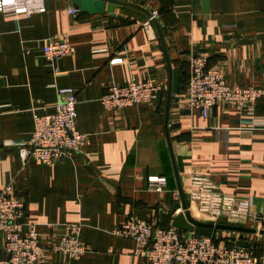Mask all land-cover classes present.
<instances>
[{"label":"crops","instance_id":"obj_1","mask_svg":"<svg viewBox=\"0 0 264 264\" xmlns=\"http://www.w3.org/2000/svg\"><path fill=\"white\" fill-rule=\"evenodd\" d=\"M116 1L130 4L115 10L123 21L107 13L74 17L68 10L75 0H45L46 12L31 16L0 12V189L13 185L24 197L25 222L43 246L41 264H152L136 241L114 231L131 216L173 226L186 211L212 223L192 198L196 176L222 195L250 201L262 219H234L254 233L194 232L229 246L245 240L264 258V98L253 115L221 103L204 116L187 100L193 58L206 59L233 88L264 89V0ZM52 38L67 39L75 53L50 61L43 49ZM173 70L183 89L169 99ZM132 79L163 90L151 103L108 111L102 97L109 87ZM66 87L76 91L77 127L89 143L51 166L24 163L34 114H54ZM161 178L166 185L158 191L152 184ZM67 224L81 226L87 253L80 261L49 248ZM4 246L0 235V261Z\"/></svg>","mask_w":264,"mask_h":264},{"label":"built area","instance_id":"obj_2","mask_svg":"<svg viewBox=\"0 0 264 264\" xmlns=\"http://www.w3.org/2000/svg\"><path fill=\"white\" fill-rule=\"evenodd\" d=\"M69 14L78 16V7H71ZM0 12L31 16L46 12L45 0H0ZM156 18L153 12L145 27ZM75 48L65 38L49 39L43 49L50 61L71 56ZM162 87L150 79H132L127 86L113 84L102 103L108 111H120L134 105L148 104L156 100ZM59 101L55 113L34 114V131L28 147L21 149L24 163L28 159L51 166L64 157H72L81 152L89 143V136L82 134L77 127V94L73 88L58 90ZM177 95V94H176ZM178 97V95H177ZM264 98L262 88H233L217 68H209L206 59L193 58L189 61V82L187 100L191 106L207 116L210 110L221 104L232 105L248 110L253 115L257 101ZM195 191L192 198L197 200L212 219H256L248 200L222 195L207 177L196 176L193 180ZM165 178L153 182L152 187L163 191ZM26 202L13 185L0 189V235L5 239L4 250L7 257L0 264H41L42 249L40 235L34 225L25 222ZM27 231L22 233L21 228ZM114 233L119 237L130 238L142 248L140 254L152 264H264L248 248L229 246L209 236L193 232H183L174 226L161 227L151 220L131 216L124 220ZM52 251L61 253L71 261H80L87 253L81 239V226L67 224L57 241L49 244Z\"/></svg>","mask_w":264,"mask_h":264},{"label":"water","instance_id":"obj_3","mask_svg":"<svg viewBox=\"0 0 264 264\" xmlns=\"http://www.w3.org/2000/svg\"><path fill=\"white\" fill-rule=\"evenodd\" d=\"M75 5L84 14L97 15L107 13L110 17L119 19L123 21L125 18L122 15H117L115 10L117 8H121L122 6H127L130 4L121 3L116 0H75ZM134 6V5H131ZM136 7V6H134ZM138 8V7H137ZM151 16V13H150ZM181 73L179 70H173L171 73V80L169 83V99L173 94H178L183 88L181 86ZM182 205L184 209H187L186 202L184 198H182ZM181 205H177L176 209L180 208ZM173 226L177 229H180L185 232H193L196 227H205V228H217L223 230H232V231H241V232H249L254 233L255 230L246 229L239 226H232L222 223H202L194 220L189 212H185V214H180L175 217L173 221ZM263 233L264 232H260ZM237 247L248 248L249 243L245 240H239L236 242Z\"/></svg>","mask_w":264,"mask_h":264},{"label":"rangeland","instance_id":"obj_4","mask_svg":"<svg viewBox=\"0 0 264 264\" xmlns=\"http://www.w3.org/2000/svg\"><path fill=\"white\" fill-rule=\"evenodd\" d=\"M211 222H212V223L229 224V225H232V226H236V223H237V222L234 221V219H232L230 222H228V221L226 222V221H222V220H215V219H212Z\"/></svg>","mask_w":264,"mask_h":264}]
</instances>
